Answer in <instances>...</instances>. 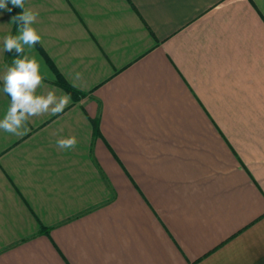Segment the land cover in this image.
<instances>
[{"label": "crops", "instance_id": "0c3cea01", "mask_svg": "<svg viewBox=\"0 0 264 264\" xmlns=\"http://www.w3.org/2000/svg\"><path fill=\"white\" fill-rule=\"evenodd\" d=\"M25 8L24 53L2 51L22 9L0 8V119L25 54L71 101L0 130V264H264V0Z\"/></svg>", "mask_w": 264, "mask_h": 264}, {"label": "clouds", "instance_id": "9594fccd", "mask_svg": "<svg viewBox=\"0 0 264 264\" xmlns=\"http://www.w3.org/2000/svg\"><path fill=\"white\" fill-rule=\"evenodd\" d=\"M11 5L19 7L22 12L12 18L19 21L18 34L4 37L3 52L12 51L24 53L25 46L29 48L42 42V36L34 27L38 11L25 8V0H10ZM8 0H0V8H7ZM10 10V9H9ZM81 73L76 74V79L81 78ZM46 76L41 72V65L35 57L25 54L17 57L12 66L6 67L2 77V91L10 98L9 107L0 119V130L17 136H22L28 131L26 125L30 118L44 114L57 115L62 113L70 103L71 96L60 93L59 89L45 85ZM38 88H46L43 93H38ZM78 143L75 135L60 138L56 146L60 150L74 149Z\"/></svg>", "mask_w": 264, "mask_h": 264}, {"label": "trees", "instance_id": "16d2710c", "mask_svg": "<svg viewBox=\"0 0 264 264\" xmlns=\"http://www.w3.org/2000/svg\"><path fill=\"white\" fill-rule=\"evenodd\" d=\"M57 82L62 85L66 90H68L69 92H75V89L69 84L67 83L66 80H64V78L60 75H57ZM94 123V129L97 130L98 129V123H97V119L93 120ZM41 231L47 233L48 229L46 227L41 228Z\"/></svg>", "mask_w": 264, "mask_h": 264}]
</instances>
